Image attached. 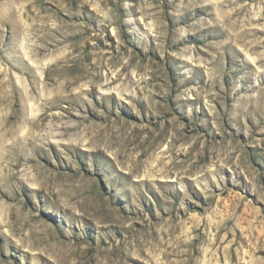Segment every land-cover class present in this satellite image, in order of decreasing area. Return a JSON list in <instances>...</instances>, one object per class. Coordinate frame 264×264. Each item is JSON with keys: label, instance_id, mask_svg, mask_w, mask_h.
<instances>
[{"label": "rangeland", "instance_id": "374dc122", "mask_svg": "<svg viewBox=\"0 0 264 264\" xmlns=\"http://www.w3.org/2000/svg\"><path fill=\"white\" fill-rule=\"evenodd\" d=\"M0 264H264V0H0Z\"/></svg>", "mask_w": 264, "mask_h": 264}, {"label": "bare ground", "instance_id": "6f19581e", "mask_svg": "<svg viewBox=\"0 0 264 264\" xmlns=\"http://www.w3.org/2000/svg\"><path fill=\"white\" fill-rule=\"evenodd\" d=\"M46 65V64H45ZM79 70V69H78ZM85 73H87L84 69H82V73H80V76L81 77H83V75L85 74ZM41 74H43V73H41ZM41 76V75H40ZM43 77V76H42ZM85 77V76H84ZM83 77V78H84ZM29 102L31 103V105H30V107H29V110H30V108H31V113L33 114L34 112H36L37 113V108H36V104L29 98ZM37 109V110H36ZM15 112V111H14ZM12 115H14L15 116V113H13ZM34 115V114H33Z\"/></svg>", "mask_w": 264, "mask_h": 264}]
</instances>
